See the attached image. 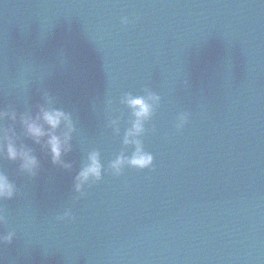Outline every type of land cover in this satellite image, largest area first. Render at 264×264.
Segmentation results:
<instances>
[{
  "label": "water",
  "instance_id": "water-1",
  "mask_svg": "<svg viewBox=\"0 0 264 264\" xmlns=\"http://www.w3.org/2000/svg\"><path fill=\"white\" fill-rule=\"evenodd\" d=\"M145 89L161 97L143 137L153 168L77 199L88 152L107 167L124 150L121 96ZM46 95L77 128L70 169L20 124ZM0 111L40 162L29 176L0 156L17 189L0 201V234L14 233L0 264H264V0H0Z\"/></svg>",
  "mask_w": 264,
  "mask_h": 264
},
{
  "label": "clouds",
  "instance_id": "clouds-1",
  "mask_svg": "<svg viewBox=\"0 0 264 264\" xmlns=\"http://www.w3.org/2000/svg\"><path fill=\"white\" fill-rule=\"evenodd\" d=\"M121 23L127 25L128 18H122ZM160 103L161 97L151 89H145L143 95L125 93L121 96L120 104L129 111L128 126L122 137L124 150L109 161L107 167L102 164L99 151L88 152L86 162L73 180V192L77 194V199L85 195L86 188L100 182L105 174L120 177L126 168L137 171L153 168L154 157L145 150L143 137L149 131L146 125L152 121ZM37 107L35 115L24 114L19 118L26 137L47 150L53 165L70 169L71 165L65 163L64 157L72 151L73 137L77 132L71 113L55 107L52 98L47 95L45 103ZM5 118L16 121L17 114L14 111H0V120ZM188 119V113L179 114L175 124L176 130H182L188 123ZM108 127L114 134L120 135V118H110ZM129 149L130 152L127 151ZM0 156H6L11 162H18L20 172L29 176L37 175L40 168V162L32 151L18 147L6 130H0ZM16 195L15 184L5 173L0 172V201L11 200ZM56 219L61 222L72 220L71 210L66 209ZM3 223L4 217L0 215V224ZM13 239L14 233L12 232L7 235L0 234V245L10 244Z\"/></svg>",
  "mask_w": 264,
  "mask_h": 264
}]
</instances>
